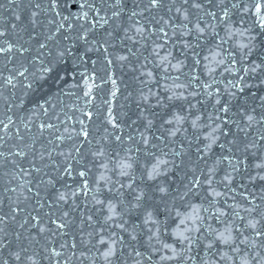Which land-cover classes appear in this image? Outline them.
<instances>
[{
    "label": "snow or ice",
    "instance_id": "snow-or-ice-1",
    "mask_svg": "<svg viewBox=\"0 0 264 264\" xmlns=\"http://www.w3.org/2000/svg\"><path fill=\"white\" fill-rule=\"evenodd\" d=\"M0 264H264V0H0Z\"/></svg>",
    "mask_w": 264,
    "mask_h": 264
},
{
    "label": "water",
    "instance_id": "water-1",
    "mask_svg": "<svg viewBox=\"0 0 264 264\" xmlns=\"http://www.w3.org/2000/svg\"><path fill=\"white\" fill-rule=\"evenodd\" d=\"M10 11V10H9ZM15 92V95H11V92ZM57 91V87L55 84H52L51 82H49V84H45L44 87L40 90V93L38 94L39 96H43L44 98H47L50 95L55 94V92ZM10 102L14 105L15 103L18 102V98H19V90H10ZM37 97V102H43V100L38 99ZM68 103H74L79 105L81 103V101L74 95H64L62 93L57 94V96L50 101L49 104H45L46 108H49L50 111H54V109L50 108V104H56L58 107L63 106L64 104H68ZM32 104L31 103H26L24 105V109L23 111L27 112L30 111L32 108ZM43 110H41V115L39 117V121L43 122L46 118L43 116L42 114ZM37 123L36 120L33 121L32 124V131L35 132V124Z\"/></svg>",
    "mask_w": 264,
    "mask_h": 264
}]
</instances>
